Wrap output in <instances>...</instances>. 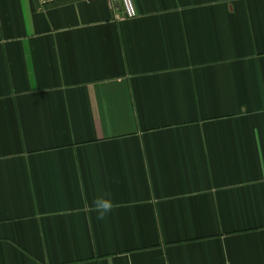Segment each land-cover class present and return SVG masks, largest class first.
I'll return each mask as SVG.
<instances>
[{
	"label": "crops",
	"instance_id": "crops-1",
	"mask_svg": "<svg viewBox=\"0 0 264 264\" xmlns=\"http://www.w3.org/2000/svg\"><path fill=\"white\" fill-rule=\"evenodd\" d=\"M133 4L0 0V264H264V0Z\"/></svg>",
	"mask_w": 264,
	"mask_h": 264
},
{
	"label": "built area",
	"instance_id": "built-area-1",
	"mask_svg": "<svg viewBox=\"0 0 264 264\" xmlns=\"http://www.w3.org/2000/svg\"><path fill=\"white\" fill-rule=\"evenodd\" d=\"M39 2L43 3H56L59 0H38ZM87 1H94V0H87ZM123 14L126 18H134L136 15V10L133 4V0H120Z\"/></svg>",
	"mask_w": 264,
	"mask_h": 264
},
{
	"label": "clouds",
	"instance_id": "clouds-1",
	"mask_svg": "<svg viewBox=\"0 0 264 264\" xmlns=\"http://www.w3.org/2000/svg\"><path fill=\"white\" fill-rule=\"evenodd\" d=\"M96 208L99 211L100 218H103L104 214L110 212L112 209V203L110 200L98 199L96 201Z\"/></svg>",
	"mask_w": 264,
	"mask_h": 264
}]
</instances>
